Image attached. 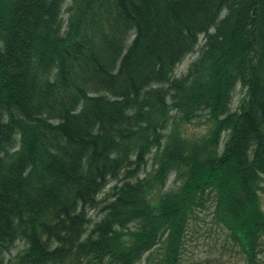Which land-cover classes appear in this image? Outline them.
I'll use <instances>...</instances> for the list:
<instances>
[{
  "label": "trees",
  "instance_id": "16d2710c",
  "mask_svg": "<svg viewBox=\"0 0 264 264\" xmlns=\"http://www.w3.org/2000/svg\"><path fill=\"white\" fill-rule=\"evenodd\" d=\"M263 193L264 0H0V264H261Z\"/></svg>",
  "mask_w": 264,
  "mask_h": 264
},
{
  "label": "rangeland",
  "instance_id": "374dc122",
  "mask_svg": "<svg viewBox=\"0 0 264 264\" xmlns=\"http://www.w3.org/2000/svg\"><path fill=\"white\" fill-rule=\"evenodd\" d=\"M197 56V53H193L187 56L175 69V75H182L190 62H192ZM244 89L238 84L233 92V97L231 100L230 108L231 110H236L240 104V101L244 95ZM205 131L203 124H191L186 126V132L189 136H200ZM172 183V177H170L168 182V187ZM262 204L264 209V193L262 194ZM96 214L95 212H93ZM97 218V214L95 215ZM219 228L212 224L210 215L208 212L201 213L197 221L192 225L189 231V238L185 242V250L188 256H195L196 258H203L206 255V251H210L211 245L217 240V235ZM22 249V244L17 243L15 247L8 253L7 260L13 258ZM261 264H264V244L262 246V252L259 254ZM243 257L241 255L231 256L230 264H244Z\"/></svg>",
  "mask_w": 264,
  "mask_h": 264
}]
</instances>
